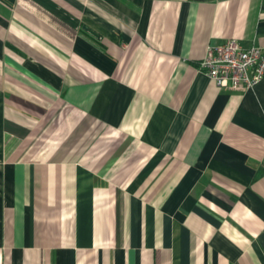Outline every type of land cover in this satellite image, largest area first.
I'll return each mask as SVG.
<instances>
[{"label": "crops", "instance_id": "1", "mask_svg": "<svg viewBox=\"0 0 264 264\" xmlns=\"http://www.w3.org/2000/svg\"><path fill=\"white\" fill-rule=\"evenodd\" d=\"M264 0H0V264H264Z\"/></svg>", "mask_w": 264, "mask_h": 264}, {"label": "built area", "instance_id": "2", "mask_svg": "<svg viewBox=\"0 0 264 264\" xmlns=\"http://www.w3.org/2000/svg\"><path fill=\"white\" fill-rule=\"evenodd\" d=\"M199 67L220 89L246 91L264 79V50L228 39L210 44Z\"/></svg>", "mask_w": 264, "mask_h": 264}]
</instances>
